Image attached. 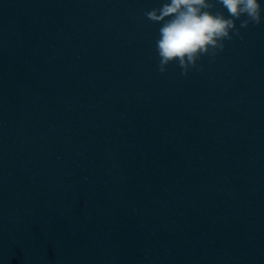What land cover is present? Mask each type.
Instances as JSON below:
<instances>
[{
    "label": "water",
    "instance_id": "95a60500",
    "mask_svg": "<svg viewBox=\"0 0 264 264\" xmlns=\"http://www.w3.org/2000/svg\"><path fill=\"white\" fill-rule=\"evenodd\" d=\"M163 2L0 0V264H264V23L161 74Z\"/></svg>",
    "mask_w": 264,
    "mask_h": 264
},
{
    "label": "clouds",
    "instance_id": "9594fccd",
    "mask_svg": "<svg viewBox=\"0 0 264 264\" xmlns=\"http://www.w3.org/2000/svg\"><path fill=\"white\" fill-rule=\"evenodd\" d=\"M217 5L227 11L213 9ZM153 23L161 24L155 41L158 56L157 71L165 73L170 64L187 76L204 56L210 62L225 50V41L243 40L241 29L259 27L264 23V3L261 0H164L161 7L144 13ZM239 21V26H237Z\"/></svg>",
    "mask_w": 264,
    "mask_h": 264
}]
</instances>
